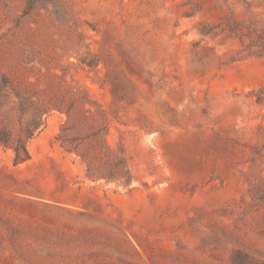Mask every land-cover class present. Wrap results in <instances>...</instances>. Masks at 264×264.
Masks as SVG:
<instances>
[{"label": "rangeland", "instance_id": "374dc122", "mask_svg": "<svg viewBox=\"0 0 264 264\" xmlns=\"http://www.w3.org/2000/svg\"><path fill=\"white\" fill-rule=\"evenodd\" d=\"M58 1L67 23L38 5L16 27L24 0H0V69L21 79L30 49L65 73L133 181L85 179L51 111L28 161L0 146V264H264V57L213 29L264 36V0Z\"/></svg>", "mask_w": 264, "mask_h": 264}, {"label": "trees", "instance_id": "16d2710c", "mask_svg": "<svg viewBox=\"0 0 264 264\" xmlns=\"http://www.w3.org/2000/svg\"><path fill=\"white\" fill-rule=\"evenodd\" d=\"M242 3L246 4L244 0ZM38 5L52 7L54 19L60 23L65 24L70 19L65 6L59 5L58 0H24L22 15L14 21L16 27ZM242 25V22L225 17L213 29L218 28L235 38L245 56L264 57V36L250 37L251 31L240 29ZM75 54L78 55V50ZM22 55L20 67H14L22 72L21 79L11 78L0 69V146L12 151L14 166L29 160V142L44 127L48 114L57 111L65 116V121L56 141L64 152L78 158L84 167V178L129 187L133 175L125 152L107 142L109 118L106 112L91 101L83 89L68 83L65 73L59 75L52 66H43L35 51L23 50ZM78 61L88 67L93 65V60L87 61L83 56H79ZM230 259L232 264H240L236 261L241 259L250 260L248 264L254 263L253 256L237 249Z\"/></svg>", "mask_w": 264, "mask_h": 264}]
</instances>
